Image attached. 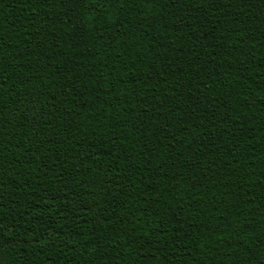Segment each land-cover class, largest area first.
I'll use <instances>...</instances> for the list:
<instances>
[{"label": "trees", "instance_id": "obj_1", "mask_svg": "<svg viewBox=\"0 0 264 264\" xmlns=\"http://www.w3.org/2000/svg\"><path fill=\"white\" fill-rule=\"evenodd\" d=\"M0 264H264V0H0Z\"/></svg>", "mask_w": 264, "mask_h": 264}, {"label": "snow or ice", "instance_id": "obj_2", "mask_svg": "<svg viewBox=\"0 0 264 264\" xmlns=\"http://www.w3.org/2000/svg\"><path fill=\"white\" fill-rule=\"evenodd\" d=\"M74 2L86 3L90 6H93V10L95 11L96 8L103 6V4L105 3V0H74ZM107 2L114 3L116 2V0H107ZM120 2L123 3V0H120ZM142 2H146V0H142ZM148 2H150V0H148Z\"/></svg>", "mask_w": 264, "mask_h": 264}]
</instances>
